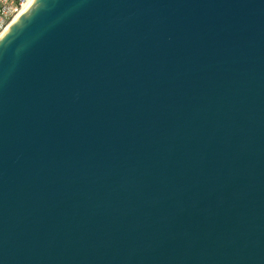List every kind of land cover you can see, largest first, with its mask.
Listing matches in <instances>:
<instances>
[{
	"label": "water",
	"instance_id": "95a60500",
	"mask_svg": "<svg viewBox=\"0 0 264 264\" xmlns=\"http://www.w3.org/2000/svg\"><path fill=\"white\" fill-rule=\"evenodd\" d=\"M0 264H264V0H34L0 37Z\"/></svg>",
	"mask_w": 264,
	"mask_h": 264
},
{
	"label": "built area",
	"instance_id": "2783aa9c",
	"mask_svg": "<svg viewBox=\"0 0 264 264\" xmlns=\"http://www.w3.org/2000/svg\"><path fill=\"white\" fill-rule=\"evenodd\" d=\"M28 0H0V37Z\"/></svg>",
	"mask_w": 264,
	"mask_h": 264
},
{
	"label": "bare ground",
	"instance_id": "6f19581e",
	"mask_svg": "<svg viewBox=\"0 0 264 264\" xmlns=\"http://www.w3.org/2000/svg\"><path fill=\"white\" fill-rule=\"evenodd\" d=\"M34 0H28L26 3H25V5H24V7H23V9L15 16V18L12 20V22L9 24V26L5 29V31L2 33V35L11 27V25L13 24V23H15V21L20 17V15L22 14V13H24L25 12V10H26V8L28 7V5H30L32 2H33ZM1 35V36H2Z\"/></svg>",
	"mask_w": 264,
	"mask_h": 264
}]
</instances>
